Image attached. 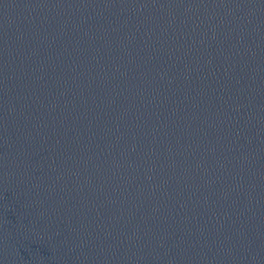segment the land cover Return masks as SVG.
I'll list each match as a JSON object with an SVG mask.
<instances>
[{
    "label": "water",
    "instance_id": "1",
    "mask_svg": "<svg viewBox=\"0 0 264 264\" xmlns=\"http://www.w3.org/2000/svg\"><path fill=\"white\" fill-rule=\"evenodd\" d=\"M0 264H264V0H0Z\"/></svg>",
    "mask_w": 264,
    "mask_h": 264
}]
</instances>
